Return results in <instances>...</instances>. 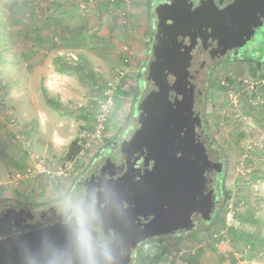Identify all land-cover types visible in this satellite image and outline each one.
Returning a JSON list of instances; mask_svg holds the SVG:
<instances>
[{"label": "rangeland", "instance_id": "rangeland-1", "mask_svg": "<svg viewBox=\"0 0 264 264\" xmlns=\"http://www.w3.org/2000/svg\"><path fill=\"white\" fill-rule=\"evenodd\" d=\"M10 1L0 4V210L5 204L29 210L53 206L66 213L73 207L75 186L104 154H116L119 142L133 127L143 89L137 84L139 71L134 63L138 57L142 71L149 57L153 2H119L107 10L95 0H79L72 11L58 12L59 7L34 0L31 9L37 16L27 34L23 20L28 8L23 12L21 0ZM40 27L48 36L44 45L37 38ZM108 96L109 106L105 105ZM101 105L108 110L101 139L89 141L87 148L78 147L74 143L84 130L82 125L92 132ZM202 119L216 149L213 158L224 162L217 185L216 224L202 223L190 233L166 238L182 239L205 231L199 243H220L225 236L229 249L246 261L243 264H264L262 244L256 241L245 258L246 241H236L225 223L230 203L232 224L242 215L264 221V63L217 61L206 78ZM35 157L49 160L52 170L67 165V175L60 180L38 176L13 183L11 175L23 174ZM236 232L246 233L241 226ZM153 242L147 249L139 247L130 263H183L182 259L162 262L164 250L157 251ZM199 243L189 247L172 240L164 248L182 256L188 248L197 253Z\"/></svg>", "mask_w": 264, "mask_h": 264}, {"label": "water", "instance_id": "water-1", "mask_svg": "<svg viewBox=\"0 0 264 264\" xmlns=\"http://www.w3.org/2000/svg\"><path fill=\"white\" fill-rule=\"evenodd\" d=\"M192 1L159 0L151 11L142 95L116 154H104L75 186L64 222L26 230L16 219L12 233L0 219V264H131L144 243L214 220L219 196L210 182L224 162L196 138L208 137L201 120L206 78L215 60L236 58L264 39V0L221 7L199 0L190 8Z\"/></svg>", "mask_w": 264, "mask_h": 264}, {"label": "crops", "instance_id": "crops-1", "mask_svg": "<svg viewBox=\"0 0 264 264\" xmlns=\"http://www.w3.org/2000/svg\"><path fill=\"white\" fill-rule=\"evenodd\" d=\"M1 1L2 0H0V4H3V2H1ZM15 1H19V0H12L10 2H15ZM33 1L34 0H21L20 1V6L22 7L23 12L25 11L26 8H28V11L26 12L27 19L25 17V20H23L25 22L26 29L28 30L27 34H29V32L32 30V28H33L32 23L37 16V15H35V12H33V10L31 9L32 5H34ZM78 1L79 0H39V2L42 3V5H45L44 3H51V5H53L55 7H59L60 9L58 12H61L63 10L72 11L73 6ZM90 1H93V0H90ZM95 2L98 3V5L100 7H104L107 10L109 8H115L116 5L119 3L116 0H95ZM15 5H12V7H14ZM40 8H41V4H40ZM22 9L17 8L15 10L20 11ZM58 12H56V13H58ZM44 16H46V15H44ZM40 18H41V13H39V19ZM48 18H50V17H48ZM18 21L19 20L15 21V22H18ZM44 24L46 26V22H44L41 25L42 28L45 27ZM41 27L37 29V38L38 39L41 38L42 44L44 45L45 42L48 40V36H46L44 29H42ZM23 35H26V34L23 33ZM39 41H41V40L39 39ZM140 63H141V61L137 57V62L134 63V66L135 67L137 66V71H139V77L137 79V84L141 88L143 83H142V78H141V76H142L141 75V73H142L141 66H139ZM29 77H28V79H30ZM54 78H55V76H54ZM9 102H11L12 104L14 103V101H9ZM243 214H246L247 217H250V215L248 213H246V211H245V213L243 212ZM242 217H243V215L240 217L239 221L236 220V222L234 224L230 225L229 227H226V229L228 230V228L232 229V227H235L234 230L236 231L237 226H241L246 231L245 234H247V238L251 237V241L252 240L254 241L253 244L256 245V241H259L260 244H262V247L264 248V221L263 220L254 221V219L248 220V219H246V217H243V218ZM215 224H216V219L212 221V225L215 226ZM231 229H230V231H231ZM236 233H243L244 234V232H236ZM205 234H206V232L202 231V232H199L198 235H195V234L187 235L182 239H179V237H171V238H172L173 242H175V243H179L181 240L182 244L187 243V245L189 247L190 246L193 247V246L197 245V243H199V241L201 239H203V235H205ZM232 237H234L236 239V241H240L241 243H244L245 239H242V240L238 239V234L232 235ZM169 238H158V239L154 240V242L152 243L156 246L155 249H158L157 251L162 252V250H164L163 254L161 256L162 262H167L166 260H168V262H172V260L175 261V260H179V259H182L183 263H181V264H243V262H246V261L241 262V259H239L235 256V252L233 251V249H229V247L227 246V243H226L227 238H225V236L222 238L223 241L221 240L220 243L216 242V240H215V243L212 240L210 243L209 242L210 240L206 241L204 239L206 241V243L201 242L198 244V246H196L195 250L197 251V253L194 254V251L191 250V248H188L187 250H185V252H186L185 254H183L184 251L181 252L182 256H177L175 254L171 255V253H169V249L167 251H165L166 250V248H164L165 244H169L172 241ZM250 246L251 245H249L248 243L247 244L245 243V246L242 250L243 251L242 254L245 258H247L246 257L247 252H248L247 250H251L252 246L251 247ZM241 257H242V255L240 256V258ZM151 261L152 260H150V262Z\"/></svg>", "mask_w": 264, "mask_h": 264}, {"label": "flooded vegetation", "instance_id": "flooded-vegetation-1", "mask_svg": "<svg viewBox=\"0 0 264 264\" xmlns=\"http://www.w3.org/2000/svg\"><path fill=\"white\" fill-rule=\"evenodd\" d=\"M158 1L159 0H152L153 6L151 8V11L153 10V8H155ZM198 1L199 0H193L188 5L190 6V8H194L195 4ZM228 2L229 0H214L215 5L219 7L224 6ZM203 53H204L203 51H198L196 52V56L198 57L200 56V54H203ZM233 60H249L251 62L264 63V39L260 40V42L258 43L253 42L252 44L248 45L240 53V56L236 58L225 57V58H220V59L215 60L213 65L210 67V71L217 61H233ZM201 73L202 71H199V74ZM190 82L193 86V96L195 97L198 92V78L194 76L190 80ZM204 95H205V91L203 92V102H204ZM202 106H203V103H202ZM201 120H202L203 129H205L203 119H202V112H201ZM196 138H198L206 147L211 146L209 137H207V139H202L201 136L197 133ZM215 152H216V149L214 148L212 159H217V157L213 158V155H215ZM220 178H221V175L212 176V180L210 182V185L214 187L215 194L219 196L218 203L220 202V195L218 194V191H217V188H218L217 185L220 183ZM71 210L66 213H62L61 211H57L56 207L54 208L53 206H50L47 209H43L42 207H36V208H33L32 210H29V209H25L22 207L5 204V206L0 210V219H5V221H8L9 226L7 228L11 230L10 232L14 233L16 231V229L14 228L16 224L14 220L16 219L18 221L20 220L19 224H17L18 226H22V225L29 226L26 230H30V229H35V228H39L42 226H46V225H49L51 223L58 222V221L64 222L65 218L69 215ZM30 214L31 216H29Z\"/></svg>", "mask_w": 264, "mask_h": 264}, {"label": "built area", "instance_id": "built-area-1", "mask_svg": "<svg viewBox=\"0 0 264 264\" xmlns=\"http://www.w3.org/2000/svg\"><path fill=\"white\" fill-rule=\"evenodd\" d=\"M117 2H126L129 3L131 0H116ZM107 94H110V91L107 92ZM111 97L108 96L105 105L109 106L111 104ZM105 105H101L102 111H99L98 113H96L95 117H94V123H93V130L92 132L89 131V127L86 125H82V127L84 128L82 134L79 135L78 140L76 141V144L78 147L81 148H87L90 146V144H88V142L90 141H98L101 139L102 137V133H104L105 131V127L104 124L106 122V119L108 117L107 115V108ZM94 141V142H95ZM85 142V143H84ZM89 142V143H90ZM27 146H29V144L27 143ZM32 157V156H31ZM33 158V157H32ZM34 164L30 167L27 168L26 171L21 174V173H14L11 175V180L13 183H18L19 181H22L24 179H33L35 177L38 176H44L47 177L48 179H63V177H65L68 173H65V169L67 168V165H65V169L62 170L61 167H57V169L52 170L51 169V164L49 163L50 161H45V159L43 158H38L35 157V159H33ZM226 216V225L230 226L232 224L233 221V211H232V204H229L228 210L225 214ZM148 243H144L141 248L147 249L148 247ZM151 264H156V262H151Z\"/></svg>", "mask_w": 264, "mask_h": 264}, {"label": "trees", "instance_id": "trees-1", "mask_svg": "<svg viewBox=\"0 0 264 264\" xmlns=\"http://www.w3.org/2000/svg\"><path fill=\"white\" fill-rule=\"evenodd\" d=\"M74 144H76V143H74ZM231 228H228V230H230ZM231 233H233L232 235H236V234H238V239H240V240H242V239H245V241H246V244L248 243L249 245H251L250 247H251V250H253L255 247H254V245L255 244H253L254 243V241L252 240L251 241V237H249V238H247V234H243V233H236V231L234 230V227H232V230L230 231Z\"/></svg>", "mask_w": 264, "mask_h": 264}, {"label": "clouds", "instance_id": "clouds-1", "mask_svg": "<svg viewBox=\"0 0 264 264\" xmlns=\"http://www.w3.org/2000/svg\"><path fill=\"white\" fill-rule=\"evenodd\" d=\"M81 245H82V247L87 248V235H86V233H82V235H81Z\"/></svg>", "mask_w": 264, "mask_h": 264}]
</instances>
